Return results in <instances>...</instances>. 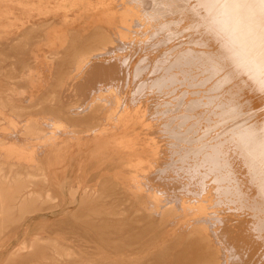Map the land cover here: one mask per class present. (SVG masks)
<instances>
[{"label":"bare ground","instance_id":"6f19581e","mask_svg":"<svg viewBox=\"0 0 264 264\" xmlns=\"http://www.w3.org/2000/svg\"><path fill=\"white\" fill-rule=\"evenodd\" d=\"M155 1L163 3L164 16L157 18L155 7L144 0H124L120 23L114 29L116 37L96 25L102 47L75 51L68 71L61 73L50 90L40 77L13 80L0 69V240L17 223L29 225L47 217L49 211L62 217L70 205L79 204L80 214L70 216V226H103L97 236L100 264H171V256L172 264H246L253 243L264 241V0ZM105 8L98 22L112 26L113 9L111 5ZM194 30L196 36L185 35ZM180 35L187 37L174 42ZM132 36L139 39L132 40ZM147 37L157 47L173 42L170 52L175 55L168 64L181 78L167 70L165 80L170 88L185 83L201 86V101L186 103L185 110H204L199 114L203 113L206 121L211 122L207 116L215 115L218 121L214 123L227 127L222 133H228L218 135L216 144L205 150L200 163L187 174L199 185L197 193L156 187H152V196L141 193L145 180L152 183L170 170L164 155L172 148L161 152L165 162L156 174L152 159L134 160L128 133L156 119L161 105L153 101L151 106L143 100L131 104L123 93L111 88L93 89L87 97L74 94L72 86L87 74L98 56L95 54L124 46L128 39L129 45L136 47L144 44L140 38ZM25 81L30 92L23 91ZM34 116L47 122L49 132ZM70 141L82 149L74 164L71 156L67 160L61 157L64 150L71 149ZM90 144L121 149V166L127 174L123 182L112 175L105 178L100 172L86 176L83 188L80 182L69 181L85 167L88 173L94 148ZM91 182L96 187L89 186ZM53 186L62 196L65 192L68 200L64 205L63 198L57 200L51 194ZM182 187L179 189L185 190ZM230 202L247 208V257L237 262H231L223 237L225 208ZM181 223L185 224L175 230ZM255 227L261 228L254 234L251 230ZM34 258L45 259L46 255ZM70 264L88 263L73 260Z\"/></svg>","mask_w":264,"mask_h":264},{"label":"rangeland","instance_id":"374dc122","mask_svg":"<svg viewBox=\"0 0 264 264\" xmlns=\"http://www.w3.org/2000/svg\"><path fill=\"white\" fill-rule=\"evenodd\" d=\"M123 1L0 0L1 72L12 76L13 80H19L21 77L24 79L28 75L40 77L45 81V87L48 90L52 89L61 73L68 71L71 56L75 51L86 50L89 47H102L96 38V25L106 35L112 38L116 37L114 29L120 23ZM144 1L147 5L155 7L154 15L157 18L164 16L163 3L154 2V0ZM107 5H111L113 9L112 26L98 22L100 17L105 15V6ZM194 31L193 33L188 31L185 35L190 33L189 35L196 36L197 32ZM64 37L66 41L61 44L59 41L65 39ZM163 37L162 34L161 38ZM178 37L180 38L178 39ZM178 37L174 38V42H177L175 39L184 40V37L187 36L180 35ZM131 39L138 40L139 37L137 39L132 36ZM131 39H128V42L125 41L124 46L110 47L105 52L95 54L98 56L92 62L93 65L87 74L79 78L72 86L76 91L74 94L87 97L93 89L111 88L123 93V96L131 104L143 100L144 103L148 102L146 104L151 106L155 103L153 101H156L158 106L161 105L162 109L161 106L157 108L158 110L156 109L159 114L154 116L156 119L147 120L145 126H137L128 133L129 140L132 139L129 150L133 151L134 160L139 159V161L146 162L148 159H152L156 174L165 162L161 159L164 155L161 152L167 150L168 147L172 148L167 150L164 155L165 160L170 162V170L162 175L161 179L158 178L161 182L157 180L150 183L145 180L144 186L140 187L141 193L145 196H152V187H156V190L161 188V190H177L186 194L197 193L200 190L199 185L196 184V181L189 179L187 174L192 166L195 167L200 163L205 150H210L216 144L214 142L217 141L218 135L224 136L228 133L227 130L222 133V130L227 127L219 125L218 122L214 123V121H218L214 118L215 115L207 116L212 119L211 122L206 121L203 113L199 114L204 110H199V108L185 110L186 103L201 101L198 96L201 86L193 88L192 85L185 83L170 88L169 82L165 80V78L167 79L166 71L168 70L175 77L180 76L179 71L172 70L173 67L168 64L171 63V58L175 55L174 52V54L170 52L173 42L164 47H157L154 42H149L147 37L140 38L144 44L140 43L141 45L135 47L134 44L129 45ZM43 40L54 41L55 44L51 45ZM167 52L170 54L169 57ZM23 91L30 92L27 81L24 82ZM67 95H70V92ZM66 101L70 102L71 99ZM34 118L46 132H49L45 120H42L40 116H34ZM203 120L205 121L203 122ZM6 142L12 143L10 139H6ZM22 143L21 140L20 144L22 145ZM68 144H72L69 147L71 149L64 150L61 157L67 160L71 156L70 163L74 164L82 149H80V144L75 141H70ZM89 147H94V145L90 144ZM91 150H93V158L87 167L88 173L85 171V167L83 171H78L79 174H72L69 181L72 179L71 182H80V186L83 188L87 183L86 176L90 178L100 172L105 178L112 175L115 180L123 182V178H126L127 174L124 172V167L121 166L123 160L121 149H110L108 146L100 145ZM150 150H156V153L152 154ZM38 151L41 153L42 149L38 148ZM168 152L169 154H167ZM40 155L42 159L45 157L42 153ZM60 168L61 166L57 167L58 171L61 170ZM50 172L52 175V169ZM52 182L54 184V181ZM173 183L175 184L173 185ZM207 183L209 184L210 181ZM207 183L205 182V184ZM89 186L96 187V183L91 182ZM180 187L185 190H180ZM51 194L57 200L63 198V205L68 200L65 192L62 196L56 186H53ZM234 199L241 201L239 196H235ZM230 204L225 208L227 215L223 221V237L229 250L231 262H237V259L247 257V251H245L247 250V208L238 202H230ZM78 208L79 204H73L67 208L62 217H54L50 215L51 211H49L46 212L48 213L47 217L35 219L27 223L29 225L17 223L9 227L0 240V264H70L73 260L85 261L88 264H100L102 254L97 236L103 226L89 225L86 227L76 223V227L71 228L70 216L79 215ZM184 224L181 223L174 229L179 231ZM255 228L254 230L250 229L254 234L261 227ZM168 237L172 238V234L169 233ZM253 246L255 248L247 257L246 264L252 262L253 264H264V241L253 243ZM37 254L46 255V258L36 260L34 256ZM173 257L169 258L171 264Z\"/></svg>","mask_w":264,"mask_h":264}]
</instances>
